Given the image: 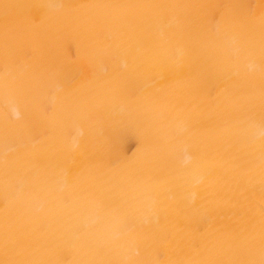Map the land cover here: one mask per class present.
Instances as JSON below:
<instances>
[{"label":"bare ground","instance_id":"bare-ground-1","mask_svg":"<svg viewBox=\"0 0 264 264\" xmlns=\"http://www.w3.org/2000/svg\"><path fill=\"white\" fill-rule=\"evenodd\" d=\"M0 264H264V0H0Z\"/></svg>","mask_w":264,"mask_h":264}]
</instances>
